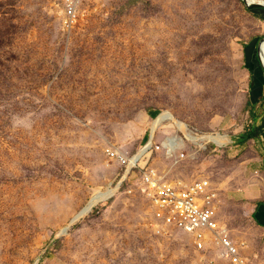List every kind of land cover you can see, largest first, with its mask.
Listing matches in <instances>:
<instances>
[{"label":"rangeland","instance_id":"1","mask_svg":"<svg viewBox=\"0 0 264 264\" xmlns=\"http://www.w3.org/2000/svg\"><path fill=\"white\" fill-rule=\"evenodd\" d=\"M63 2L0 0V264H229L157 221L140 172L126 177L108 155L176 132L198 138L186 157L155 152L148 165L169 182L209 179L219 219L264 264L249 198L264 200V83L257 93L250 69L264 12L242 0H88L66 29ZM164 113L174 119L153 135Z\"/></svg>","mask_w":264,"mask_h":264},{"label":"built area","instance_id":"2","mask_svg":"<svg viewBox=\"0 0 264 264\" xmlns=\"http://www.w3.org/2000/svg\"><path fill=\"white\" fill-rule=\"evenodd\" d=\"M87 1L64 0L61 14L66 29H71L78 23ZM168 121L170 120L164 122ZM177 128L183 133L182 126L177 124ZM190 137L198 139L196 136ZM190 137L184 138L176 132L166 135L160 144H156L152 136L133 157L114 148L108 150V155L126 168V177L136 171L140 172L135 186L150 199L157 221L183 230L192 237L196 249L210 250L215 257L225 259L229 264H253L243 253L242 246L233 239L228 226L219 219V192L209 179L169 182L156 167L148 165L151 155L155 152H163L168 159L176 163L182 161L186 157L184 150L188 144L196 143ZM209 143L215 145L213 141ZM133 191L134 187L130 186L129 193Z\"/></svg>","mask_w":264,"mask_h":264},{"label":"trees","instance_id":"3","mask_svg":"<svg viewBox=\"0 0 264 264\" xmlns=\"http://www.w3.org/2000/svg\"><path fill=\"white\" fill-rule=\"evenodd\" d=\"M255 10H259L260 12H264V9H262V8H255ZM255 59L257 60V62H256L257 66H255V64L253 63L250 65V69L252 71H254L255 83L258 85V89H257L258 90L257 93H258L260 91L259 90L260 87H262L263 83H264V70L261 67L259 59L257 56ZM251 104H252V102H251ZM262 125L264 126V119H263ZM262 129H263L262 127H258V128L253 129V130H249L245 134L238 136L234 143L237 145H244L245 143H247L251 139H258L261 136L260 133H261Z\"/></svg>","mask_w":264,"mask_h":264},{"label":"bare ground","instance_id":"4","mask_svg":"<svg viewBox=\"0 0 264 264\" xmlns=\"http://www.w3.org/2000/svg\"><path fill=\"white\" fill-rule=\"evenodd\" d=\"M250 2H256V3H262V2H264V1H259V0H250ZM261 49L263 50L264 49V45L262 44L261 45ZM172 120V119H174V117H172L170 114H167V113H164L163 115H161L159 118H158V121H157V124L154 126V128H153V135H154V133L158 130V128L163 124V122L165 121V120ZM161 120H162V122H161ZM165 123V122H164ZM173 123H174V121H173ZM186 129V128H185ZM190 139L191 140H193V141H196V138H191L190 137ZM212 140L214 143H216V144H218V145H221L222 143H223V140H224V137H222V136H211V137H209V140ZM210 140V141H211ZM143 153H141V155H142ZM116 192V189H114V190H112V196L114 195V193ZM110 197H111V194L109 195ZM109 196H103L102 198H107V197H109ZM104 200V199H103ZM96 205H94V204H90L85 210H83L80 214H82V213H86V214H84L82 217H84V216H86V215H88L91 211H92V209L95 207ZM79 214V215H80ZM78 215V216H79ZM81 217V218H82ZM80 218V219H81Z\"/></svg>","mask_w":264,"mask_h":264},{"label":"crops","instance_id":"5","mask_svg":"<svg viewBox=\"0 0 264 264\" xmlns=\"http://www.w3.org/2000/svg\"><path fill=\"white\" fill-rule=\"evenodd\" d=\"M247 196H250V192L248 191ZM249 198L255 201V203L253 204V218L255 220V223L258 226L262 227L264 231V200H260V198L257 196H250Z\"/></svg>","mask_w":264,"mask_h":264},{"label":"water","instance_id":"6","mask_svg":"<svg viewBox=\"0 0 264 264\" xmlns=\"http://www.w3.org/2000/svg\"><path fill=\"white\" fill-rule=\"evenodd\" d=\"M244 2V4L246 5L247 8L253 9V8H262L264 9V2L262 3H256V2H250V0H242ZM264 45V39L262 40V42H260L259 47H258V59L259 62L262 66V68L264 69V49H261V45ZM84 214L86 213H82L79 216H77L75 219H73L72 223L76 222L77 220H79ZM69 230V228H66L64 230V233H67Z\"/></svg>","mask_w":264,"mask_h":264}]
</instances>
